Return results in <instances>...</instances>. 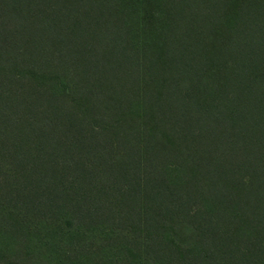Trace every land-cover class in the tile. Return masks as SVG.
Wrapping results in <instances>:
<instances>
[{"label":"trees","instance_id":"trees-1","mask_svg":"<svg viewBox=\"0 0 264 264\" xmlns=\"http://www.w3.org/2000/svg\"><path fill=\"white\" fill-rule=\"evenodd\" d=\"M0 264H264V0H0Z\"/></svg>","mask_w":264,"mask_h":264}]
</instances>
